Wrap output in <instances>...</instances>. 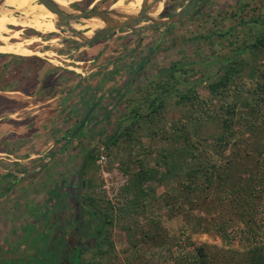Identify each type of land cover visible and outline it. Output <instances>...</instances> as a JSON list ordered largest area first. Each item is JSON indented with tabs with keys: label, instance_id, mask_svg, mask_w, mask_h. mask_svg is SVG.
<instances>
[{
	"label": "rangeland",
	"instance_id": "1",
	"mask_svg": "<svg viewBox=\"0 0 264 264\" xmlns=\"http://www.w3.org/2000/svg\"><path fill=\"white\" fill-rule=\"evenodd\" d=\"M95 1L67 0L76 10L92 11L89 6L93 4L95 10L103 12H108L109 6L117 0ZM122 1L125 5L132 2ZM188 1H151L145 18L130 21L124 28L107 30L89 43L77 39L76 34L66 29L67 25L82 26L83 20L70 23L48 19V25L35 9L27 13L14 11L15 16L49 27L54 28L56 24L59 32L49 28L39 31L30 27H7L22 33L17 40L9 39L10 43H21L34 37L38 41L27 48L40 54H0V80L3 83L9 78L21 80L17 86L12 82L5 83L4 88L10 92L17 87L20 90L35 88L37 92H45V96L61 95L62 102L57 100L53 105L55 108L49 109L47 119L51 122L52 113L56 111H61L62 117L64 113L68 116L64 124L61 121L48 123L49 128L46 124L42 131H31L33 156L38 154L39 144L48 149L40 154L43 158L32 157L21 170L20 164L8 163L0 155V264L35 263L32 257H39L45 251V245L52 242L57 231L66 224L63 219H58L63 214L57 213V209L45 213L53 201L55 187L76 180L86 152L103 145L105 137L114 131L118 122L122 127L130 124L134 113L150 116L138 117L131 141L123 137L109 148L103 145L108 162L102 169L111 173L112 182L118 185V196L129 183L127 170L138 169L137 161L148 168L156 162L167 164L162 181L146 186L148 203L142 213L145 218H138V233H143L145 228L153 233L155 222L152 221L158 220L172 243L173 239L188 241L196 251L191 248L188 258H182L185 262L180 260L179 264L200 263L198 257L192 258L193 254L200 255L199 248L205 254L204 263L200 264H245L244 229L250 226L245 224L246 216L239 218L237 212L239 208H248L246 213L251 212L253 216L252 210L257 209L256 217H264V194L247 196L254 184L252 176L264 172V124L259 129H249L245 124L251 95L243 90V86L239 90L232 89L224 99L210 96L207 86L224 75V67L229 61H234L239 71L232 76V81L240 84H243L242 80L247 83L256 79L259 68H264V47H247L264 34V0H202L197 6L202 9L197 16L181 20L179 10ZM36 4L39 3L36 1ZM116 12L125 13L121 9ZM127 16L125 13L119 21H124ZM254 19L256 22H252ZM26 33L29 36L24 37ZM3 36L10 37L9 34ZM37 78L41 81L38 88ZM231 87H235V82ZM189 91L207 99L212 114L221 103L236 102L237 136L217 146L215 137L221 134V127L214 117L201 126L186 122L190 106L179 102V94ZM154 100L156 110L150 106ZM96 101L100 104L92 114V122L79 136L67 142L69 132ZM177 121L184 123L191 138L198 141L203 162L216 163L218 167L213 185L206 187L202 195H197L198 205L196 201L190 204L189 200L180 206L165 205V198L177 193L179 176L196 168V160L185 159L181 154L185 143L181 138L177 139L179 133L173 132V123ZM96 159L94 163L89 161L84 171L81 199L87 205L90 204L87 198L93 197L98 204L96 209L104 212L107 202L114 205L117 196L110 200L108 196L114 190L103 189L102 169ZM40 160H45L42 166ZM159 169L164 173L162 166ZM21 172L22 176H19ZM119 173L125 177V183L118 178ZM106 179L110 185L111 179ZM246 185H251L250 189ZM234 189L238 192H231ZM73 213L70 204L65 215L71 219ZM128 217L129 214L125 218L115 216L109 227L107 243L113 244L112 252L99 257L91 246L85 250L82 260L88 264H142V261L169 264L167 260L176 257L177 251L172 256V250L176 248L174 243H168L164 249L158 246V240L140 242L136 247L129 245L119 227V222L125 225ZM254 225V231L262 229L264 233V223L261 229L256 223ZM246 237L250 238V234ZM165 242V239L161 240V244ZM107 243L103 242V250Z\"/></svg>",
	"mask_w": 264,
	"mask_h": 264
},
{
	"label": "trees",
	"instance_id": "2",
	"mask_svg": "<svg viewBox=\"0 0 264 264\" xmlns=\"http://www.w3.org/2000/svg\"><path fill=\"white\" fill-rule=\"evenodd\" d=\"M264 21V18H262ZM256 22V19L254 21ZM249 49H260L264 47V34L259 35L250 45L247 46ZM240 49L239 52H241ZM235 67L234 61H229L227 65L224 67V75H222L217 81L210 83L207 88L209 95L212 97H218L219 99H224L226 96L230 95L232 89H238L240 87L246 93L251 95V102L248 107V113L246 115L245 124L247 127L259 129V126L264 124V68H259V73L256 79L245 82L240 81L243 84L236 82V80L232 81V76L235 73H238V69ZM235 82V87H231V83ZM179 94V92L177 93ZM179 102L188 103L190 106V111L185 116L186 122H192L194 124H198L201 126L208 122L210 119L214 117V119L220 124L221 127V134L215 137V143L217 146H220L222 142H226L225 140H229L237 136V131L235 128L236 118L235 114L237 111L236 102H231L229 104L221 103L218 107H216L215 112L212 114L211 106L207 99L201 98L199 95L196 94L194 91H189L184 94H179ZM156 100L151 102L152 110H156L154 108ZM131 118V123L122 127L121 122H118L114 131L105 137L103 145L106 148H109L110 145H116L120 138H127L128 141L132 140V131L133 127L137 123L138 117H148V115H138V113H134ZM82 120V119H81ZM80 120V121H81ZM93 120V116L90 117L88 120L87 125H89ZM78 122V124L80 123ZM185 122V123H186ZM72 130L67 135L65 139L67 142H71L70 134ZM173 132L179 133L177 135V139L181 138V140L185 143L182 149V156L184 158H191L196 160V168L193 170H189L181 176H179L180 181L177 183V193L170 196L168 199L165 198V202L167 204H172L175 206L176 204H185L190 202V204L196 201V205H198V201L196 199L197 195H202V191L206 187H210L214 183V176L215 174L218 175V167L216 163L212 162H203L201 159V154L199 153V145L198 141L191 138L190 133L187 131V127L182 122H174L173 123ZM198 133L197 131H195ZM79 133L77 136H79ZM76 136V137H77ZM195 136V135H194ZM98 149V148H96ZM203 152V151H202ZM204 154L209 155L208 152H204ZM97 154L91 156L90 162L94 163ZM89 162V163H90ZM138 169L135 171L127 170L129 175V183L127 187L123 188L122 194L115 198V203L112 205L111 203L107 202V208L104 212H101L100 209H96L98 206L97 201L93 197H88L87 201L90 204L84 205L82 208V213L84 214V218L82 219L83 229H82V236H81V244L74 246L73 245H66L64 244L63 239H59L56 243L49 242L45 245V251L41 252L39 257L33 256L35 263L37 264H88L82 260V257L85 253V250H88L91 246H94L96 249V254L99 257L106 256L108 253L113 251V244L111 242L107 243L109 234L108 230L109 227H112L115 216L118 217H128V222L125 225H122L119 222V227L121 231L124 232V236L126 237L127 242L129 245L136 247V244L140 242H147L158 240L160 248L167 247L168 243H171L176 247L175 250H172V256L174 252H178V254L169 259V264H179L182 258H188L187 254H190L191 246L188 241L184 240H177L173 239V243L171 242L172 239H169V235L164 231L163 226L161 223L156 220L152 221L154 225V232L150 233L147 228L144 229L143 233L139 234L138 229V218H145L143 215L146 211L147 207V198H148V190L146 186L149 185L151 182H161L163 177L167 172V164H160L156 162L155 166L153 167H145L141 161H137ZM88 165V164H87ZM85 166V170L86 167ZM164 168V173H160V167ZM178 176L176 175L175 178ZM254 178V184L252 185V189L249 190L248 197H256L257 195L264 194V172L259 173L256 172ZM247 189H250L251 185H246ZM235 190V189H234ZM246 190V187L243 188ZM231 192H238L237 190ZM244 192V191H243ZM196 194V195H192ZM192 197V198H191ZM179 209V208H178ZM250 209V208H249ZM248 210V208H247ZM247 210L245 208H239L237 212V216L239 218H244L246 216L245 224H249V228L246 230L244 229V252H243V262L245 264H264V233H262V224L264 223V217H256L255 209L252 210L253 216H251V212L246 213ZM251 211V210H250ZM117 214L114 216V213ZM143 213V214H142ZM259 216V215H258ZM257 218V219H256ZM254 219V220H253ZM148 223V222H147ZM254 223L261 229L260 232H256L253 230L255 227ZM149 224V223H148ZM261 233V235L259 234ZM250 234V238L246 237V235ZM165 239V245L161 244V240ZM103 242H106V249L103 250L102 245ZM91 243L92 245H88ZM163 245V246H162ZM51 246V247H50ZM85 246V247H84ZM50 247V248H49ZM168 249V248H167ZM56 250V251H54ZM194 251L195 248H193ZM52 251L51 255H48V252ZM184 251V252H183ZM200 255L193 254L192 258L198 257L200 263H204L205 254L199 248L197 250ZM185 253V254H183ZM180 254V256H179ZM49 256V257H48ZM26 261V260H25ZM50 263H49V262ZM22 262V261H21ZM28 261L24 264H29ZM151 262L154 263L152 260ZM156 262V261H155ZM34 263V264H35ZM198 263V264H200ZM142 264H150L148 261H142ZM163 264V263H161ZM183 264H192V263H183ZM193 264H197L194 262Z\"/></svg>",
	"mask_w": 264,
	"mask_h": 264
},
{
	"label": "crops",
	"instance_id": "3",
	"mask_svg": "<svg viewBox=\"0 0 264 264\" xmlns=\"http://www.w3.org/2000/svg\"><path fill=\"white\" fill-rule=\"evenodd\" d=\"M20 81L10 78L5 79V83L12 82L16 84ZM40 82L39 78L35 79L37 88ZM5 83L0 80V155L8 163L17 162L20 164L19 168L22 170L25 164L31 162L32 157L43 158L44 155L40 154L46 149V147H41L37 144L40 148L37 149V156H33L34 148L30 141L33 132L31 131L35 129V131H42L46 124L49 128L48 123L57 124V122L61 121V124H64L68 114L64 113L62 117L60 115L61 111L53 112V118L51 117L50 122L47 119L48 115H50L49 109L55 108L53 105L57 103V100L62 102L63 99H60L61 95L45 96L43 94L45 92H37L35 88H23L20 90L17 87L10 92L4 88L6 87ZM59 117H62V119L57 120ZM46 150L48 151V149ZM42 162H45V160H40L39 165L42 166ZM19 176H22V172Z\"/></svg>",
	"mask_w": 264,
	"mask_h": 264
},
{
	"label": "bare ground",
	"instance_id": "4",
	"mask_svg": "<svg viewBox=\"0 0 264 264\" xmlns=\"http://www.w3.org/2000/svg\"><path fill=\"white\" fill-rule=\"evenodd\" d=\"M50 1L54 3L59 8V10L65 15H77L79 13L78 11H73L69 8L70 3H68L67 0ZM141 2L142 0H132V2L127 3L125 5L122 0H117L112 5V7H110V10L116 11L117 9H121L122 12H125L126 14H128V16L136 15L137 8L141 4ZM0 4V43H2V45L0 46V54H14L20 56H31L40 54L37 52H33L32 50L27 48L28 46L38 41L34 37L24 40L21 43H10L9 39H19V35H21V32L9 30L8 26H11L12 28L30 27L39 31L43 28H49L51 31H55L57 33L59 32V27L56 24L54 28L52 27V25L51 27L48 26L50 24L49 20H58L57 15L50 12L42 5L36 4V0H0ZM31 9H35V12H37L42 18H44L48 25L44 23L41 24L37 21H33L27 18H22L20 16H15L14 14V11H21L25 13L31 12ZM125 13H122V18H118L114 21V23L122 24L123 21L120 22L119 20L123 19V15ZM76 25L77 24L72 25L71 28L74 31L81 32L82 37L89 38L97 30L104 29L105 27H112L114 24L112 22L102 20L98 17H93L83 20L82 26L79 25V27H75ZM4 34H9L10 37L7 38L3 36Z\"/></svg>",
	"mask_w": 264,
	"mask_h": 264
},
{
	"label": "flooded vegetation",
	"instance_id": "5",
	"mask_svg": "<svg viewBox=\"0 0 264 264\" xmlns=\"http://www.w3.org/2000/svg\"><path fill=\"white\" fill-rule=\"evenodd\" d=\"M97 1L98 0H96L95 2H97ZM192 1L193 0H189L186 3V5L184 6V8L179 10V12H180L179 14L185 12L180 17L181 20L184 18H188L190 16H197L201 12L202 9L197 7V6H199V3L202 0H196L195 3L191 6V8H188V6L191 4ZM110 7L111 6H109V8ZM69 8L73 11L80 10V9L76 10L74 7H70V5H69ZM89 9L95 10V8L93 7V4L89 6ZM11 30H13V29H11ZM24 30L25 29H22L21 31H24ZM23 36L27 37L29 35L26 33V34H23ZM25 40H27V39H25ZM95 153L98 154L97 149H94V152L92 155H94ZM91 156H90V158H91ZM90 158H89L87 164L89 163ZM84 171H85V169H84ZM67 182L65 183V186L64 185L62 186L61 183H59L55 187V192L52 195L53 196V201L51 203L52 207L49 206L45 213H48L51 211L52 208H55V209H57V213L63 214V215L60 214L58 219L59 220L63 219V221H66V224L65 225L63 224L64 226H62L60 228V230L57 231V234L52 238L51 241L53 243H56L59 239L62 238L64 241V244H66V245H73L74 244V246H76V245H79L82 243L81 242V236H82V229H83V223H84L82 221V219L84 218L83 217L84 214L82 213V211H83L82 208L84 207L85 203H83V200L81 199V191L83 188L84 179L82 178L81 182H79V179L76 175V180L75 179L74 180H68ZM78 188H79V194L77 195L76 193L78 191ZM70 204H72V209L74 211L73 216L70 217L71 219L68 218V215H65V211L67 210V208ZM55 215L56 214H54V216ZM64 215H65V217H64ZM58 223H60V221H58ZM56 236H57V238H56Z\"/></svg>",
	"mask_w": 264,
	"mask_h": 264
},
{
	"label": "water",
	"instance_id": "6",
	"mask_svg": "<svg viewBox=\"0 0 264 264\" xmlns=\"http://www.w3.org/2000/svg\"><path fill=\"white\" fill-rule=\"evenodd\" d=\"M36 1L39 3V5H42L43 7H45L50 12L56 14L58 17V21H63V22L68 21L70 23H73L76 20H86L89 18L98 17L102 20H105L107 22H112L114 24L112 27H105L104 29L97 30L89 38L82 37V35H81L82 33L74 31L70 25L66 26L67 30H69L73 34H76L77 39H81V40H83V42L89 43V42L93 41L94 39L98 38L103 32H105L107 30H112L115 28H124V27H126L127 23H129L130 21L145 18V14H147L146 8H147L148 4L151 1L157 2L158 0H143L141 7H140V10L137 12V14L126 17L122 24L114 23V21L117 20L118 18H122V13H117L116 11H113L110 9L108 12H103V11H98V10L97 11L96 10H92V11H79L78 10L79 13L77 15H65L50 0H36ZM195 1L196 0H193L191 2V4L188 6V8H191V6L195 3ZM184 13L185 12L179 14L178 17L180 18ZM99 104H100V101H96L95 103H93L91 105V107H89V109L84 114L80 123L77 125V127L75 129L72 130V132L70 134V139L75 138L80 132H82L86 128L88 120L90 119V117L92 116V114L94 113L96 108L99 106ZM93 152H94V149H90L89 151H87L85 156L83 157L80 165H79V168L77 171V177L79 179V182H81V180L83 178L85 166H86L90 156L93 154ZM76 194L77 195L79 194V188H78V191Z\"/></svg>",
	"mask_w": 264,
	"mask_h": 264
},
{
	"label": "built area",
	"instance_id": "7",
	"mask_svg": "<svg viewBox=\"0 0 264 264\" xmlns=\"http://www.w3.org/2000/svg\"><path fill=\"white\" fill-rule=\"evenodd\" d=\"M104 148L105 147L103 145H99V147L97 149L98 155H97L96 163H97V165L100 166L101 169L104 168V166L108 162L107 153H106ZM101 171H102V176L104 178V183H105V185L103 186V189L106 190L107 192H109L110 188H111L112 191L114 190V193L112 195L108 196L109 199L111 200V198H114V197L117 196V192L116 191H117V186L118 185L114 184L112 182V177H111V173L110 172L104 171L103 169ZM114 175L116 176V173H114ZM106 178H110L111 179V184L110 185H108V180ZM118 178L120 180H122V182H124V183L126 182V179H125V177L122 174H120ZM124 183H122V185Z\"/></svg>",
	"mask_w": 264,
	"mask_h": 264
}]
</instances>
